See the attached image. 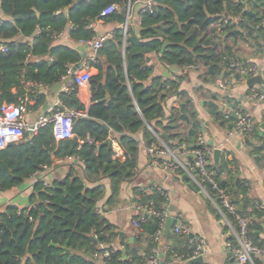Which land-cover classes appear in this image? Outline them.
Returning a JSON list of instances; mask_svg holds the SVG:
<instances>
[{"label":"trees","instance_id":"obj_1","mask_svg":"<svg viewBox=\"0 0 264 264\" xmlns=\"http://www.w3.org/2000/svg\"><path fill=\"white\" fill-rule=\"evenodd\" d=\"M136 1L0 0L3 15L0 16V47L7 50H0V105H18L26 99L40 105L44 97L37 94L34 86L51 87L64 81L70 67L82 61L79 52L56 45V36L71 27L72 40H90L95 33L89 25L101 18L107 7L117 5L124 10ZM155 1V7L139 12L140 29L137 32L128 29L125 46L123 30L115 31V38L104 45L106 68L99 61L89 62L99 71L90 82L94 104L87 110L75 92L61 95L68 109L87 113V117L75 120L73 139L56 144L52 127L47 126L28 142L0 151L1 190L21 185L42 166L53 165L54 160L76 157L85 166L87 181L111 180L114 200L120 184L132 180L137 170L139 146L125 133L135 134L148 123L159 135L156 124L175 138L181 136L180 127L186 121L184 114L188 111L184 113L182 108L172 109L167 119L165 115L167 101L179 90L177 80L156 78L151 85L145 84L153 73L148 56L157 54L162 64L172 67L187 68L203 63L209 76H213L221 65L223 53L234 56L230 48L218 51L219 33L211 34L210 27L222 25L221 33H228V38L242 35L235 33L238 28H244L252 35L264 16V10L263 14L258 12L264 8V0H239L238 3L235 0ZM247 5H251L253 11L246 10ZM237 18L242 20L240 25L231 26ZM103 19L120 24L125 22L120 12ZM226 20L228 24H225ZM259 37L262 39L261 34ZM259 37L254 39L257 41ZM212 113L217 120H222L216 111L212 110ZM190 114L196 118L193 112ZM105 123L120 134L118 141L125 151L124 161L114 158ZM146 138L150 147L154 137L147 131ZM189 142V137L181 140V144ZM224 166H227L226 162ZM217 180L221 187L232 189L235 205L238 197L247 193L240 182L223 184L219 175ZM136 193L144 205L152 204L159 211L167 205L165 197L157 190L147 194L137 189ZM103 195L101 185L88 188L86 180L76 175L74 168L65 181L55 182L50 188L37 182L32 208L9 207L0 215V224H3L0 226V264H96L88 257L101 253L99 245H108L114 235L112 228L95 212L96 203ZM248 205L245 202L242 209L238 206L239 212L247 214ZM251 215L256 219L263 213L254 207ZM261 225L255 222L253 228L261 230ZM141 227L142 232L151 237L158 230L159 220L149 219ZM92 236L96 237L97 244ZM250 236L255 244L261 245L255 233ZM171 256L172 253L167 255L168 258ZM104 262L136 264L142 261L138 258L129 260L126 253L115 250Z\"/></svg>","mask_w":264,"mask_h":264},{"label":"crops","instance_id":"obj_2","mask_svg":"<svg viewBox=\"0 0 264 264\" xmlns=\"http://www.w3.org/2000/svg\"><path fill=\"white\" fill-rule=\"evenodd\" d=\"M246 9L248 11H253L251 5H247ZM263 10L264 8H261L258 12L261 14ZM122 11H120V13ZM140 11L141 6H133L132 19L129 22V28H132L136 32L140 29L141 24L139 16ZM0 16L3 17L1 12ZM123 25L124 24H120L117 21L108 22L107 20H102L96 24L97 36L100 37L117 30H123V44L125 46V39L129 31L125 36ZM70 30L71 27L63 31L62 36L57 38L55 44L67 46L79 52L82 56L86 54L87 58L85 62L99 61V63L106 68V66H108L107 59L105 57L96 58L95 51L90 46L84 45L80 41L72 40L69 35ZM238 37L239 36L233 39L238 40ZM263 41L264 38L261 39L260 37L257 41L251 40L250 45L253 51L249 58L239 55L236 51L240 44L237 45L234 50L232 49V55L234 57L243 58L248 63L258 64L264 70V55L261 59L255 58V56H257L255 45L259 42L262 47ZM227 48H224V50ZM231 48L233 47L231 46ZM148 64L152 67L153 73L151 78L145 83L147 86L151 85L156 78H162L164 81L177 80L179 82L180 87L177 94H173L166 103V119L169 118L172 109L175 111L179 110L181 109V104L187 102L185 111H188L187 115L191 123L196 119L190 114L195 107L201 110L203 117L205 115L206 121L209 122L207 133H203L206 143L209 146V143L212 142L213 147L222 150L219 164L224 169V172L221 173L218 170L220 180L224 184H231L232 182L236 183L239 179V182L247 189L245 196L238 197L236 202L237 207L239 206V209H242L244 203H248L249 205L248 207L246 206V213L249 214L252 213L254 207H257L259 204H264V149L261 147L264 145V102H251L248 99L250 88L247 85L238 84V82H234L226 91L218 89L215 85V79L220 74L218 72L221 66L218 67V71L214 73L215 75L209 76L208 71H204L202 66L200 69H194L191 68V66L187 68L166 66L162 64L157 54H150L148 56ZM72 67L73 66H71L69 70H71ZM91 73L93 77H95L99 74V71L91 67ZM211 78H214V80L212 81ZM65 80H67V78ZM127 85L132 95L131 85L128 81ZM255 86L264 88V85L256 84ZM67 88L68 82L56 95H50V87L36 86L34 88L35 91L38 95L43 96L44 100L40 105L36 104L34 100H31L29 111L25 115V120L28 123H33L44 115L50 116L59 109H68L61 100V95L63 93H71ZM75 94L87 110L94 104L90 86L81 89ZM190 100L191 102H189ZM203 101L215 102L220 106L219 111L213 108H202L200 103ZM135 105L137 106L136 103ZM238 109L242 112L250 113L253 116L256 133L253 138L249 139L253 140V144L233 134L232 121L214 120L212 117L215 116H211L212 110H214L222 117L223 114H228L235 120L237 118L236 112ZM138 111L140 112V109H138ZM84 114V117H87V113L85 112ZM210 118L213 119L212 122ZM164 124H167V121H164ZM104 125L109 130L108 141L111 145L115 142L118 147L122 149L123 156L119 159L124 161L125 151L118 141L120 134L111 129L107 123ZM156 127H158L157 129L160 131V135L156 133L155 128L148 123L135 134H130L129 132L125 133L128 136H132L139 146L137 170L136 176L132 180L120 184L118 195L114 200H112L114 188L111 180L103 179L100 182L87 181L85 166L74 157L71 160H64L58 165L56 164L57 160H54L53 165L55 167L52 170L43 171L39 175H33L24 180L21 185L15 186L9 190L3 191L0 189V215L5 213L9 207H15L19 210H29L35 205V202L32 201V196L34 193V185L37 183L38 178H43L47 184L52 186L55 182L65 181L74 168L75 174L86 180L88 188H94L98 185L103 187L104 195L100 200L103 213L100 218L106 221L112 228L114 234L111 242L107 245L109 248L126 253L129 260L138 258L140 261H144L148 258L151 251V237H147L142 232V227L137 228L133 225V219L138 218L140 215L135 204V195H137L136 190L143 188L146 190V193L151 194L153 190L163 188L169 197V201L165 207L168 218H173L176 223L178 216L182 215V223L190 230L191 235L193 237H201L205 240L206 255L203 257L204 262L202 264H233V257L226 248V242L231 238L230 230L223 222V215L219 211L217 205L202 192L201 188H199L188 176L185 169L181 168L173 173L167 171L163 167H156L153 164V159L155 157H159V159L163 161H171L173 159L172 153H174L178 161L184 166H187L192 161L189 149L187 147L182 148L184 143L181 144L182 139L189 137L188 132L191 128V124L185 121L180 127L179 133L181 136L175 138H171L170 134H167L164 130V127H159L157 124ZM147 131L154 137V141L150 147L147 145ZM200 131H202L201 128L198 130L197 136L201 134ZM172 132H174V130ZM35 135L36 134L31 135L28 133L22 139L11 143L10 146L28 142ZM56 144H58V141ZM185 144H188L190 149L193 147L191 140L189 143ZM159 149L166 150L167 154L154 156L149 152L150 150L157 151ZM52 158H54L53 153ZM114 158L116 159L117 157L114 156ZM224 162H226V167L224 166ZM213 166L217 170L214 157ZM260 218H256L255 222L258 224L262 223L261 230L253 228L252 225V227H250V234L255 233L258 238L257 242L264 245V221L260 220ZM186 243L187 240L185 236L174 234L172 230L170 234L166 236L164 229L163 237L159 245L161 256L167 258L169 253L174 254L185 250ZM88 259L96 264H105L102 257L95 258L94 255H92L89 256ZM257 264H264V258L257 260Z\"/></svg>","mask_w":264,"mask_h":264},{"label":"built area","instance_id":"obj_3","mask_svg":"<svg viewBox=\"0 0 264 264\" xmlns=\"http://www.w3.org/2000/svg\"><path fill=\"white\" fill-rule=\"evenodd\" d=\"M237 3L239 0H235ZM157 5L155 0H138L135 4L129 3L127 6L128 16L126 22L123 25L125 36L129 29V22L132 19L133 6H141L140 13H144L146 10L152 9ZM247 10V9H246ZM122 11L119 6L111 5L107 7L102 13L101 18L89 25V29L95 33V36L90 40L80 41L82 44L90 46L95 52L99 49H103L107 41L115 38V32L108 33L104 36H97L96 24L104 20L115 13ZM263 14V12L261 13ZM140 16V15H139ZM242 20L239 18L231 22V26L240 23ZM229 21L226 20L225 24ZM222 25L213 24L211 28L222 30ZM236 32L245 34L249 39L253 40L255 37H259L260 34L264 38V16L262 15L260 24L253 30V34L249 35V32L244 29H236ZM211 33V32H210ZM63 32L58 34L56 38L61 37ZM264 50V41L262 44ZM2 52H6L4 46L0 47ZM225 51V50H219ZM221 68L222 73L215 79V85L218 89L226 91L234 82L238 84L247 85V82L255 77L263 76L264 70L254 63H248L243 58L231 57L223 53L221 56ZM75 66L69 70L68 79V91L78 93L81 89L88 88L93 78L91 73V66L88 62H84L82 67L72 73ZM201 64L199 62L196 65L191 66L194 69H200ZM34 86V85H33ZM36 87V86H34ZM248 99L251 102L262 103L264 102V88L260 86H254L250 89ZM30 99H26L18 105L4 103L0 105V151L5 150L14 141L22 139L28 133L32 132L37 134L41 129L52 126V131L57 141L70 140L75 137L74 125L75 120L80 117H84L85 114L73 109H59L52 115H44L40 117L36 122L28 123L25 120V115L29 111ZM237 118L233 120L228 114H223V121L233 122V134L241 137L242 139L249 140L253 138L256 133L255 122L253 116L250 113L242 112L238 109L236 112ZM216 120V117H213ZM188 144H183L182 148H188L192 161L184 166L175 157L171 161H163L159 157L153 159V164L156 167H163L169 172H176L183 168L187 172L188 176L201 188L202 192L215 203L223 215V222L229 227L231 238L226 242V248L233 257V264H257V260L264 258V245H257L253 242L250 236V227L254 224L255 218L252 213L242 214L239 212L237 205L233 202V194L231 188H223L220 186L217 175L218 170L213 166V157L215 153V147L207 145L204 135L199 134L196 137L193 147L190 149ZM112 149L114 155L117 158L123 156V151L118 145L113 142ZM154 156L165 155L167 151L159 149L157 151H149ZM69 160L73 158H67ZM66 159V160H67ZM64 160H57L56 164H61ZM51 166H42L41 170L35 175H39L43 171H50L54 168ZM37 182L42 183L45 187L50 188L51 185L47 184L44 179L38 178ZM140 191L146 193V190L141 188ZM157 191L163 195L168 203L169 197L167 192L163 188L157 189ZM149 194V193H147ZM100 200L96 203L95 212L101 216L103 210L101 208ZM136 209L140 212L138 218L133 219V225L137 228H141L142 224L148 222L149 219L156 218L159 220V227L156 233L151 236L152 247L148 258L142 262L136 264H195L193 261L206 255V243L201 237H193L189 229H187L183 223V216L179 215L176 223L172 228V232L177 235L185 236L187 243L183 252H176L172 254L170 258H164L160 252V242L163 237L164 229L167 223L168 214L164 210L159 211L151 204L144 205L140 195H135ZM257 208L262 211L263 216L260 220L264 221V204H259ZM101 253H95L94 257L107 259L111 253L115 251L113 248H109L106 244L99 245ZM112 249V250H110Z\"/></svg>","mask_w":264,"mask_h":264},{"label":"water","instance_id":"obj_4","mask_svg":"<svg viewBox=\"0 0 264 264\" xmlns=\"http://www.w3.org/2000/svg\"><path fill=\"white\" fill-rule=\"evenodd\" d=\"M69 12L67 11L66 14H68ZM122 16H124L125 18L128 16V10L127 9H124L122 12H121ZM95 56L96 58H102L104 57V53H103V49H99L95 52ZM87 58V55L86 54H83L82 56V61L77 64L73 70H72V73H74L75 71L79 70L83 63L85 62ZM257 78V77H256ZM256 78H252L250 79L248 82H247V86L251 89L253 88L256 84H258ZM68 82V79L67 80H64L60 83H57L53 86L50 87V95H56L57 92L63 88V86ZM263 85H264V82H263ZM141 96H139L138 99H140ZM191 102V100L189 101ZM188 103V102H187ZM187 103H183L181 104V108H182V112L185 111V108H186V104ZM201 107L202 108H213L215 110H218L219 111V108L220 106H218L215 102L213 101H203L200 103ZM193 113L195 114L196 116V119L191 123V120L189 118V116L187 114H184V117H185V120L188 124H191V128L189 129V132H188V135L190 137V140L192 143L195 142L196 140V137H197V132L198 130L201 128L202 131H200V133L202 135L206 134L207 133V130L209 128V122L206 121V117L204 115V117L202 116L201 114V110L198 108V107H195L194 110H193ZM218 113V112H217ZM213 116V115H212ZM213 118V117H212ZM204 133V134H203ZM31 135H33L32 132H30ZM248 143L250 144H253V140H248L247 141ZM209 146L210 147H213V143L210 142L209 143ZM263 149H264V145L261 146ZM221 154H222V150L221 149H215V153H214V160H215V164L217 166V170H219V172L223 173L224 172V169L222 168V166L219 164V158L221 157ZM239 179L236 181V183L238 184L239 183ZM224 184V183H223ZM152 219V218H151ZM175 224V220L173 218H168L167 219V223H166V228H165V235L168 236L173 228ZM224 224V223H223ZM3 224H0V226H2ZM92 239L95 240L96 244H97V241H96V237L95 236H92ZM204 262L203 258L200 257L198 258L197 260L193 261L192 263H195V264H202Z\"/></svg>","mask_w":264,"mask_h":264},{"label":"rangeland","instance_id":"obj_5","mask_svg":"<svg viewBox=\"0 0 264 264\" xmlns=\"http://www.w3.org/2000/svg\"><path fill=\"white\" fill-rule=\"evenodd\" d=\"M210 32H211V34H217V33L220 34L219 35V38L216 40V42L218 43V46H219L218 51L219 50H224V48H227V47H230L231 50L232 49L234 50V48H236L237 45L240 44V46H238L237 47V50H236L239 53V55H243V56H245L247 58L250 57V55H251V53H252L253 50H252V46L250 45L251 44V40L247 36L243 35L244 38L242 39V35H239L238 40H235L233 38H231V39L228 38L227 37L228 36L227 35L228 33L221 34V31L219 29L211 28L210 29ZM253 40H255V39H253ZM231 46L233 48H231ZM255 46H256L255 49L257 51V56H255V58H260L261 59V57H263V55H264V50L260 46V43L259 42L256 43ZM201 66L203 67L204 71H207V69H206V67L204 66L203 63H201ZM221 71H222V68H219V72L218 73H220ZM219 76H220V74H219ZM211 79H212V81L214 80V78H211ZM256 80H257V82H258L259 85H263V82H264L263 76H258L256 78ZM212 114H211V116H212ZM210 120L212 122L213 119L210 118Z\"/></svg>","mask_w":264,"mask_h":264}]
</instances>
